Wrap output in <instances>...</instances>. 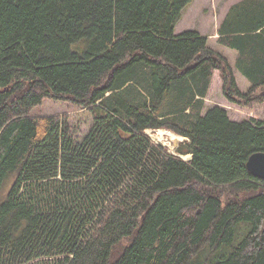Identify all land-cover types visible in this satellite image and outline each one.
<instances>
[{
  "label": "trees",
  "instance_id": "1",
  "mask_svg": "<svg viewBox=\"0 0 264 264\" xmlns=\"http://www.w3.org/2000/svg\"><path fill=\"white\" fill-rule=\"evenodd\" d=\"M193 0H0V264H264V122L205 98L264 102V0L231 7L219 43L175 35ZM44 100L85 109L33 114ZM147 130L183 138L176 154ZM190 155L188 160L182 157ZM226 192V194H225Z\"/></svg>",
  "mask_w": 264,
  "mask_h": 264
},
{
  "label": "rangeland",
  "instance_id": "2",
  "mask_svg": "<svg viewBox=\"0 0 264 264\" xmlns=\"http://www.w3.org/2000/svg\"><path fill=\"white\" fill-rule=\"evenodd\" d=\"M235 0H193V2L182 12V18L175 28V33L194 30L201 33H210V21L219 20L227 4ZM215 5V18L212 17L213 7ZM217 14V15H216ZM209 17V19H207ZM211 19V20H210ZM210 20V21H209ZM218 71L212 74L211 82L205 102V107L219 106L227 111L228 117L232 121L241 122L248 120L264 122V102L255 105H243L242 101H227L222 94V82ZM238 88L243 93L247 90L246 82L238 78ZM34 113L41 116H57L61 120L67 121L70 127V133L77 140L83 138L91 127L92 120L90 114L83 108L75 105L58 102L54 100H44L43 103L34 108ZM146 134L154 144H160L165 147L169 154H176L178 144L183 141L181 137L166 130H147ZM161 134V135H160ZM183 160H188L189 156H183ZM226 194V192H225Z\"/></svg>",
  "mask_w": 264,
  "mask_h": 264
},
{
  "label": "crops",
  "instance_id": "3",
  "mask_svg": "<svg viewBox=\"0 0 264 264\" xmlns=\"http://www.w3.org/2000/svg\"><path fill=\"white\" fill-rule=\"evenodd\" d=\"M243 1H246V0H235L231 4H229V5L227 4L226 9H224V12H223L222 16L219 18V20L210 21L211 20L210 19L209 20L210 22L208 23V24H210V29H211L210 33H201V32H197V33L202 35V36L207 37V45L209 46L210 50L212 49V50H214L216 52H219L224 57H226L227 62L229 63V65L234 68V74L233 75L235 76L236 82H238V78L243 79L246 82L247 89H248L249 88V83H248L247 79L243 75H240V72L237 71V69H235V63H236L235 61L237 59V53H238L237 50L236 49H232V48L227 47V46H223L218 41V39H219L218 30H219L220 24L225 19L227 13L229 12V9L231 7L237 5L238 3L243 2ZM214 9H215V5H214L212 10H214ZM215 11L216 10H214V13L212 11V14H211L213 18H215ZM181 18H182V16H181ZM207 19H209V17H207ZM177 24H176V26H178ZM188 31H194V30H188ZM184 32H186V31L175 33V30H174L175 35H180V34H182ZM206 109H208V108L205 107L204 111H206ZM188 156L190 158V155H188Z\"/></svg>",
  "mask_w": 264,
  "mask_h": 264
},
{
  "label": "water",
  "instance_id": "4",
  "mask_svg": "<svg viewBox=\"0 0 264 264\" xmlns=\"http://www.w3.org/2000/svg\"><path fill=\"white\" fill-rule=\"evenodd\" d=\"M248 172L257 179L264 181V153L255 152L251 154L246 162Z\"/></svg>",
  "mask_w": 264,
  "mask_h": 264
},
{
  "label": "bare ground",
  "instance_id": "5",
  "mask_svg": "<svg viewBox=\"0 0 264 264\" xmlns=\"http://www.w3.org/2000/svg\"><path fill=\"white\" fill-rule=\"evenodd\" d=\"M161 135V134H160Z\"/></svg>",
  "mask_w": 264,
  "mask_h": 264
}]
</instances>
